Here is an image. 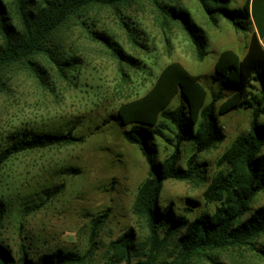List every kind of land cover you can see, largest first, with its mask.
Listing matches in <instances>:
<instances>
[{"label":"rangeland","instance_id":"374dc122","mask_svg":"<svg viewBox=\"0 0 264 264\" xmlns=\"http://www.w3.org/2000/svg\"><path fill=\"white\" fill-rule=\"evenodd\" d=\"M4 1L17 25L13 0ZM161 2L167 10L176 6L189 13L194 24L205 31L203 58L179 22L166 19L149 0H130L115 9L89 7L60 29L51 55L59 64L70 62L64 66V76L49 57L36 60L42 78L25 65L10 67L0 76V152L13 133L24 129L73 130L83 139L19 154L0 168V207L4 211L0 236L9 241L16 256L25 238L32 257L61 249L88 256V264H114L112 243L131 229L137 248H148L147 225L133 209L150 169L140 150L125 140L118 109L144 97L172 63H180L193 75L211 76L224 51L244 57L252 36L235 31L224 19L212 21L199 0ZM245 2L231 0L230 7L241 8ZM41 3L33 0L31 9L36 11ZM218 117L226 140L199 156L204 174L189 182L164 183L162 207L172 203L181 214L192 199L200 203L194 216L210 207L204 195L218 170L217 163L233 141L250 130L251 123L246 110ZM186 145L183 167L194 151ZM169 155L161 145L159 159ZM57 186L64 187L61 194L38 208L45 200L43 191ZM263 204L264 193L254 205ZM100 217L104 224L93 230V220ZM258 243L264 247V237ZM210 255L220 264H264L247 248ZM178 259L172 242L161 250L158 264H177ZM187 264L214 263L195 258Z\"/></svg>","mask_w":264,"mask_h":264},{"label":"trees","instance_id":"16d2710c","mask_svg":"<svg viewBox=\"0 0 264 264\" xmlns=\"http://www.w3.org/2000/svg\"><path fill=\"white\" fill-rule=\"evenodd\" d=\"M129 1L42 0V6L34 11L33 0H13L15 25L6 2L0 0V76L10 67L25 65L42 78L36 62L40 57H49L60 66L64 76V66L70 62L59 64L51 55L55 51L51 46L53 39L60 29L89 7L115 9ZM149 1L158 6L166 19L184 27L203 58L205 31L194 24L189 13L176 6L167 10L161 0ZM199 2L212 21L221 18L235 31L250 33L248 51L244 57L231 50L224 51L214 73L207 78L191 74L180 63H172L144 97L118 109L117 118L123 125L125 140L140 150L150 169L133 209L145 221L149 237L148 248L138 249L134 231L125 232L112 243L114 264H158L161 250L172 242L179 252L177 264H187L195 258L220 264L210 253L246 248L264 260V247L258 243L264 237V204L254 205L264 193V0H246L241 8L230 7L231 0ZM106 44L111 47L108 41ZM241 110L251 115L250 130L239 135L219 159L218 170L204 195L210 207L196 216L200 203L192 199H188L190 204L181 214L174 211L172 203L162 207L164 183L189 182L204 174L206 169H201L204 163H200L199 156L226 140L218 114L224 116ZM82 141L73 130L24 129L9 137L0 152V168L25 152ZM187 143L194 151L183 167ZM161 145L170 152L163 160L158 156ZM63 188L44 190L45 200L37 207L56 198ZM102 218L93 220V230L104 224ZM3 220L4 211L0 207V223ZM24 240L16 256L9 241L0 236V264H88V256L61 249L32 257Z\"/></svg>","mask_w":264,"mask_h":264}]
</instances>
